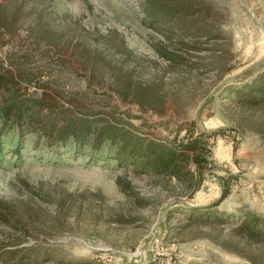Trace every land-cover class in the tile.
Instances as JSON below:
<instances>
[{
    "label": "rangeland",
    "instance_id": "374dc122",
    "mask_svg": "<svg viewBox=\"0 0 264 264\" xmlns=\"http://www.w3.org/2000/svg\"><path fill=\"white\" fill-rule=\"evenodd\" d=\"M262 81L264 0H0V264H264Z\"/></svg>",
    "mask_w": 264,
    "mask_h": 264
},
{
    "label": "trees",
    "instance_id": "16d2710c",
    "mask_svg": "<svg viewBox=\"0 0 264 264\" xmlns=\"http://www.w3.org/2000/svg\"><path fill=\"white\" fill-rule=\"evenodd\" d=\"M247 91H249V96L251 99H258L259 101H264V81L259 82L255 85L247 86ZM17 108V107H16ZM19 108V107H18ZM16 109V112L13 113L15 121L23 120L22 112L19 109ZM8 109L6 111L8 112ZM4 111V112H6ZM32 115H29L28 118H31ZM32 119H37L34 117ZM54 125L51 126V131H53ZM88 125L83 124L81 127H77V123L73 122L67 124L60 128L56 133L57 142L66 143L68 140L72 143H75V139L80 138L81 135H85L84 131L87 132ZM49 134H52L50 132ZM191 132L189 131L186 135L187 140L185 142H181L179 148L177 149H169V150H155L153 147H149L145 150L139 148H131L130 152H125L126 155L138 157L140 161H142V166H149L155 168L159 173L165 172L170 176L177 177L178 171L182 167L183 161L192 162L194 165H199L201 162H205L206 158L203 152H200L197 148L199 145L203 150V144L199 143L201 139L200 136L191 137ZM139 150L141 153H139ZM122 152V150H121ZM119 153L122 155L123 153ZM124 152V151H123ZM128 153V154H127ZM226 194L223 192L221 194L224 197Z\"/></svg>",
    "mask_w": 264,
    "mask_h": 264
}]
</instances>
